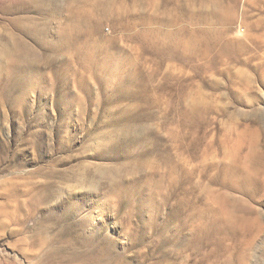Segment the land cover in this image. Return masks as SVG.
<instances>
[{
    "label": "rangeland",
    "instance_id": "1",
    "mask_svg": "<svg viewBox=\"0 0 264 264\" xmlns=\"http://www.w3.org/2000/svg\"><path fill=\"white\" fill-rule=\"evenodd\" d=\"M264 0H0V264H264Z\"/></svg>",
    "mask_w": 264,
    "mask_h": 264
},
{
    "label": "bare ground",
    "instance_id": "2",
    "mask_svg": "<svg viewBox=\"0 0 264 264\" xmlns=\"http://www.w3.org/2000/svg\"><path fill=\"white\" fill-rule=\"evenodd\" d=\"M261 186L264 188V179H263V181H261Z\"/></svg>",
    "mask_w": 264,
    "mask_h": 264
}]
</instances>
